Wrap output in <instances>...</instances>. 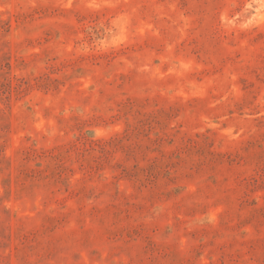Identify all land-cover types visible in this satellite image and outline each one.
Segmentation results:
<instances>
[{
    "label": "rangeland",
    "instance_id": "rangeland-1",
    "mask_svg": "<svg viewBox=\"0 0 264 264\" xmlns=\"http://www.w3.org/2000/svg\"><path fill=\"white\" fill-rule=\"evenodd\" d=\"M0 264H264V0H0Z\"/></svg>",
    "mask_w": 264,
    "mask_h": 264
}]
</instances>
